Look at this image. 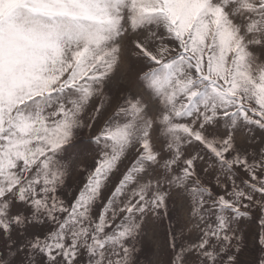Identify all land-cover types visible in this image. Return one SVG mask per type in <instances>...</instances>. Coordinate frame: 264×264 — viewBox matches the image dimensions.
<instances>
[{"label":"snow or ice","instance_id":"obj_1","mask_svg":"<svg viewBox=\"0 0 264 264\" xmlns=\"http://www.w3.org/2000/svg\"><path fill=\"white\" fill-rule=\"evenodd\" d=\"M170 200L166 264H264V0H0V264H140Z\"/></svg>","mask_w":264,"mask_h":264},{"label":"rangeland","instance_id":"obj_2","mask_svg":"<svg viewBox=\"0 0 264 264\" xmlns=\"http://www.w3.org/2000/svg\"><path fill=\"white\" fill-rule=\"evenodd\" d=\"M126 91H128L132 95H136L137 88L133 82L125 81L124 84L121 85ZM96 101H93V105ZM116 99L113 96L112 99V107L115 106ZM112 107L107 108L105 112V118L109 115L112 111ZM91 111V109H89ZM102 123V121H101ZM99 125H97L98 127ZM80 135L83 137L87 135V129H84ZM157 149L161 146L159 144L156 145ZM88 163H91V160H88ZM127 161L125 162V164ZM125 165H121V171H123ZM120 173H117L112 178V184L114 185L116 180L118 179ZM81 180V176L78 173H74L73 177L69 179L68 184L70 188H74L77 185V182ZM111 187V185H110ZM108 193H105V196ZM175 195V194H173ZM169 210H170V220H165L159 224V226H154L149 224L146 229L145 233L140 240V248L141 251L139 253V260L140 264H166L169 252L167 249V242L165 238V231L170 226L175 228L176 230H180L182 226L188 224V207L185 202L180 200H173L169 201ZM256 225L253 224L250 226V232H254ZM194 238V237H193ZM256 256H259V252L255 253Z\"/></svg>","mask_w":264,"mask_h":264}]
</instances>
